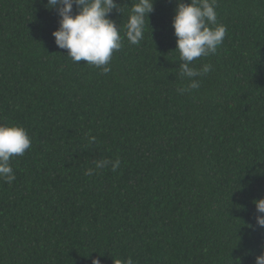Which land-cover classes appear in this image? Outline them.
<instances>
[{"label":"trees","instance_id":"1","mask_svg":"<svg viewBox=\"0 0 264 264\" xmlns=\"http://www.w3.org/2000/svg\"><path fill=\"white\" fill-rule=\"evenodd\" d=\"M134 2L109 13L122 47L105 73L57 46L47 0H0V123L32 139L11 160L15 181L0 180V264H255L264 252V0H217L226 36L192 62L212 70L184 94L176 0H155L139 44L126 37ZM117 158L115 172L84 174Z\"/></svg>","mask_w":264,"mask_h":264},{"label":"clouds","instance_id":"2","mask_svg":"<svg viewBox=\"0 0 264 264\" xmlns=\"http://www.w3.org/2000/svg\"><path fill=\"white\" fill-rule=\"evenodd\" d=\"M155 0H136L131 4V11L126 23V37L131 44H139L144 38L146 17L149 20L154 10ZM177 8L173 27L177 37V49L180 55L181 76L188 79L186 87L178 89L181 94L200 87L196 77L206 75L212 70L211 64L201 69L192 66L200 57L214 54L226 36V26L217 23V0H176ZM74 5L76 14H73ZM49 10L56 9L60 17L59 28L53 32L55 43L61 49H67V56L74 63L86 61V64L110 71L113 53L122 47L120 27L109 18L113 9L121 12L116 0H47ZM122 13V12H121ZM123 14V13H122ZM95 140V137L91 138ZM91 142V141H90ZM32 139L28 130L18 124L0 123V180L6 183L15 181L16 175L11 164L13 157L22 156L31 148ZM120 160L114 162L101 159L94 162V168L85 171L86 176L96 170L111 166L115 172L120 167ZM257 216L256 224L264 227V198L254 201ZM103 256V255H100ZM92 264H102L99 256ZM115 264H134L131 257L116 261ZM255 264H264V252L256 256Z\"/></svg>","mask_w":264,"mask_h":264}]
</instances>
